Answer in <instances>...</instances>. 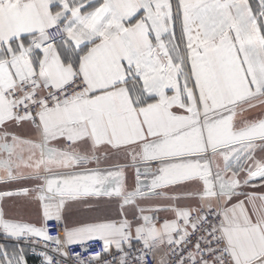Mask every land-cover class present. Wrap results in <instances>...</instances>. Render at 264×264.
<instances>
[{
    "label": "snow or ice",
    "instance_id": "obj_1",
    "mask_svg": "<svg viewBox=\"0 0 264 264\" xmlns=\"http://www.w3.org/2000/svg\"><path fill=\"white\" fill-rule=\"evenodd\" d=\"M0 186V264H264V0H0Z\"/></svg>",
    "mask_w": 264,
    "mask_h": 264
},
{
    "label": "built area",
    "instance_id": "obj_2",
    "mask_svg": "<svg viewBox=\"0 0 264 264\" xmlns=\"http://www.w3.org/2000/svg\"><path fill=\"white\" fill-rule=\"evenodd\" d=\"M52 234L56 235V232H53ZM1 239H2V237L0 235V241H1ZM21 245L27 249L28 254H29L30 257L38 258L41 261H43V257L41 256V252L44 251V248H43L42 245L35 244L32 241H22ZM33 248H35V251H33ZM49 254H52V253L49 252Z\"/></svg>",
    "mask_w": 264,
    "mask_h": 264
},
{
    "label": "crops",
    "instance_id": "obj_3",
    "mask_svg": "<svg viewBox=\"0 0 264 264\" xmlns=\"http://www.w3.org/2000/svg\"><path fill=\"white\" fill-rule=\"evenodd\" d=\"M110 166H113V165H106V164L100 165L101 168H106V167H110ZM93 167H94V165H93ZM0 189H2V186H0ZM1 237H2V239L0 241V244H6L9 249H12L13 247H15V245H16L15 241H11L2 235H1ZM24 249H25L26 264H42V261L40 259L30 257L27 249L25 247H24Z\"/></svg>",
    "mask_w": 264,
    "mask_h": 264
}]
</instances>
